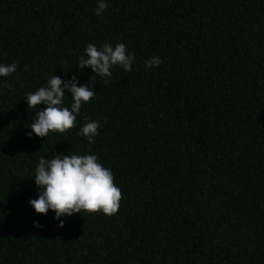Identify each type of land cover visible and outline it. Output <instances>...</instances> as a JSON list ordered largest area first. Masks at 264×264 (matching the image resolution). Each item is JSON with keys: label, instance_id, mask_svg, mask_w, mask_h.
<instances>
[{"label": "trees", "instance_id": "obj_1", "mask_svg": "<svg viewBox=\"0 0 264 264\" xmlns=\"http://www.w3.org/2000/svg\"><path fill=\"white\" fill-rule=\"evenodd\" d=\"M104 2L0 0V65L17 64L0 76V264H264V0ZM89 43H124L132 71L97 78L75 128L28 137L46 106L25 95L91 83ZM90 120L94 143L77 135ZM57 153L111 169L115 215L36 213V166Z\"/></svg>", "mask_w": 264, "mask_h": 264}, {"label": "clouds", "instance_id": "obj_2", "mask_svg": "<svg viewBox=\"0 0 264 264\" xmlns=\"http://www.w3.org/2000/svg\"><path fill=\"white\" fill-rule=\"evenodd\" d=\"M107 4L99 0L95 10L96 15H101L106 10ZM134 57L127 53L124 43L103 44L99 48L89 43L84 55L79 58L78 67L83 70L90 68L93 75L91 83L81 84L76 75L70 80H62L59 76L52 75L45 86L34 92H28L24 99L31 110H36L38 105H45L43 110H36L35 116L28 127L31 131L27 136L35 134L37 137H48L49 133H65L76 127L77 116L80 114L82 103H87L94 98L96 91L93 88L97 78L105 84L111 77V69L119 65L124 71H132ZM163 60L159 55H153L145 61L146 67H159ZM17 70V64L0 65V76L7 77ZM66 91L71 93V105L63 106ZM98 120L86 121L79 129L77 135L85 138L89 143H94L99 135ZM35 185L38 198L29 201L36 213L46 215L49 210L55 212V219L59 220L58 227L64 226L61 217L72 216L76 213H98L107 216L115 215L120 208L122 192L114 183L111 169L104 167L96 155H64L56 154L51 159L39 158L35 169ZM35 227H42L39 223Z\"/></svg>", "mask_w": 264, "mask_h": 264}]
</instances>
